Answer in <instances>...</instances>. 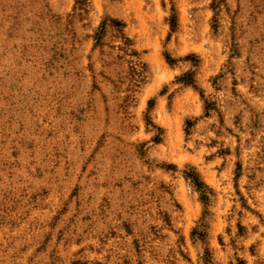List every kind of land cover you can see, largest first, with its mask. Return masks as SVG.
I'll return each instance as SVG.
<instances>
[{
  "label": "rangeland",
  "instance_id": "rangeland-1",
  "mask_svg": "<svg viewBox=\"0 0 264 264\" xmlns=\"http://www.w3.org/2000/svg\"><path fill=\"white\" fill-rule=\"evenodd\" d=\"M0 264H264V0H0Z\"/></svg>",
  "mask_w": 264,
  "mask_h": 264
},
{
  "label": "trees",
  "instance_id": "trees-1",
  "mask_svg": "<svg viewBox=\"0 0 264 264\" xmlns=\"http://www.w3.org/2000/svg\"><path fill=\"white\" fill-rule=\"evenodd\" d=\"M78 2H79V0H78ZM170 21H171V25L174 26L175 25L174 17ZM102 30H103V25L100 27V31L98 32L97 37H96V39L98 41L101 38V31ZM167 57H168V60L172 61V58H170V56H167ZM188 74H186V75H188ZM190 82L192 83V81H190ZM206 108H207V106H206ZM188 177L199 188V190L201 191V194H202V199L204 200V202H206V200L208 199V196L205 193V190L204 189L208 188V186L204 183L203 180L200 179V177L198 176V174H196V172H194L193 170L190 171V172H188Z\"/></svg>",
  "mask_w": 264,
  "mask_h": 264
}]
</instances>
